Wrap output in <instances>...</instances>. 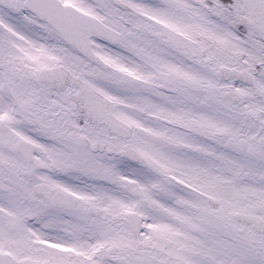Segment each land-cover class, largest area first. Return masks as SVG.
Listing matches in <instances>:
<instances>
[{"label": "snow or ice", "instance_id": "6c2138e0", "mask_svg": "<svg viewBox=\"0 0 264 264\" xmlns=\"http://www.w3.org/2000/svg\"><path fill=\"white\" fill-rule=\"evenodd\" d=\"M0 264H264V0H0Z\"/></svg>", "mask_w": 264, "mask_h": 264}]
</instances>
